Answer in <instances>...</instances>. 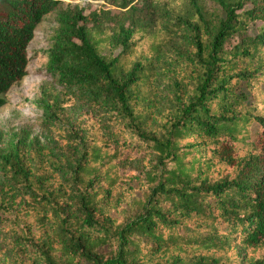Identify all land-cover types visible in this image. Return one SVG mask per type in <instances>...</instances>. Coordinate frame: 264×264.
Wrapping results in <instances>:
<instances>
[{
    "label": "trees",
    "instance_id": "16d2710c",
    "mask_svg": "<svg viewBox=\"0 0 264 264\" xmlns=\"http://www.w3.org/2000/svg\"><path fill=\"white\" fill-rule=\"evenodd\" d=\"M62 2L0 0V108L28 73L37 26ZM254 2L242 14L236 13L241 5L225 7L207 53L199 42L198 86L161 135L144 131L135 111L143 66L119 69L118 57L100 52L80 25L83 16L73 19L65 45L51 51L50 69L64 83L91 81L110 90L116 150L109 155L91 146L65 181L34 170L19 146L4 159L35 211L22 218L23 212L0 203V222L5 217L9 223L22 264H231L224 254L236 243L247 251L264 249V115L251 110L252 94L243 89L252 74L264 76V29L252 40L260 56L251 65L225 58L226 41L248 19L264 25V0ZM146 146L159 160L126 201L116 193L129 178L118 160Z\"/></svg>",
    "mask_w": 264,
    "mask_h": 264
},
{
    "label": "rangeland",
    "instance_id": "374dc122",
    "mask_svg": "<svg viewBox=\"0 0 264 264\" xmlns=\"http://www.w3.org/2000/svg\"><path fill=\"white\" fill-rule=\"evenodd\" d=\"M255 4L254 0H63L35 30L28 47L27 75L4 95L6 104L0 108V203L15 213L23 212L22 218L35 212L24 183L4 160L16 146L26 152L34 170L51 172L60 181L73 176L76 163L91 146L109 155L116 150L109 134L116 120V102L110 90L91 81L64 83L61 74L50 69L51 51L65 45L70 24L79 14L84 18L80 25L89 28L100 52L118 57L119 69L143 66L135 111L144 131L161 135L165 122L179 113L198 86L203 71L198 63L199 42L207 53L226 19L227 5H241L236 13L242 14ZM246 22L245 28L225 43V58L235 64L251 65L260 56L252 40L264 29L263 21ZM243 89L252 94L251 110L264 115V76L252 74ZM158 160L147 146L139 155L120 158V172L129 178L116 193L130 201ZM25 208L30 209L27 212ZM2 221L0 264H22L11 227L5 217ZM224 257L231 264H252L264 258V249L247 251L236 243Z\"/></svg>",
    "mask_w": 264,
    "mask_h": 264
}]
</instances>
